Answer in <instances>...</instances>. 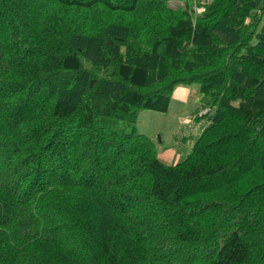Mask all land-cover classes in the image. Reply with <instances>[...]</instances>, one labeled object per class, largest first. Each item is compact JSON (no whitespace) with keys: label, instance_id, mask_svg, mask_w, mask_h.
<instances>
[{"label":"trees","instance_id":"16d2710c","mask_svg":"<svg viewBox=\"0 0 264 264\" xmlns=\"http://www.w3.org/2000/svg\"><path fill=\"white\" fill-rule=\"evenodd\" d=\"M168 1L0 0V264H264V0ZM184 85L165 165L136 121Z\"/></svg>","mask_w":264,"mask_h":264},{"label":"rangeland","instance_id":"374dc122","mask_svg":"<svg viewBox=\"0 0 264 264\" xmlns=\"http://www.w3.org/2000/svg\"><path fill=\"white\" fill-rule=\"evenodd\" d=\"M185 1V0H184ZM170 2V0H169ZM172 5V3H171ZM184 8L194 6L193 1L186 0ZM197 8L202 13L205 6ZM193 17L196 16L193 14ZM189 94L188 101L180 110L174 103L173 94L177 88L173 90L171 96V107L167 113H154L143 111L139 114L136 121V130L139 134L147 136L156 149L157 158L165 165H175L183 161L201 131L208 125L204 118L196 119V109L199 107L198 87L196 85L180 86ZM178 105V104H177ZM106 125L111 127L110 122ZM165 153L175 155L173 160H164L162 156Z\"/></svg>","mask_w":264,"mask_h":264},{"label":"crops","instance_id":"0c3cea01","mask_svg":"<svg viewBox=\"0 0 264 264\" xmlns=\"http://www.w3.org/2000/svg\"><path fill=\"white\" fill-rule=\"evenodd\" d=\"M177 88V87H176ZM188 97H189V94L186 92V90L185 89H183V88H181L180 86H179V88H177L176 89V91L174 92V94H173V98H174V103H176L175 105L178 107V109L180 110V108L182 109V107H183V105L185 104V103H187V99H188ZM178 104V105H177ZM170 107H171V105H170ZM170 109V108H169ZM169 111V110H168ZM202 132V131H201ZM174 157H175V155L174 154H172V153H165L163 156H162V158L164 159V160H166L165 162H167L168 160H173L174 159ZM163 164H164V162H163ZM165 164H167V163H165ZM177 164V163H176Z\"/></svg>","mask_w":264,"mask_h":264},{"label":"built area","instance_id":"2783aa9c","mask_svg":"<svg viewBox=\"0 0 264 264\" xmlns=\"http://www.w3.org/2000/svg\"><path fill=\"white\" fill-rule=\"evenodd\" d=\"M185 1L184 0H170L169 7L173 10L184 9V7H185L184 2ZM191 1H193V4H194V6L192 7V10L197 15V14H200V11H198L199 9L197 8L198 6H196L197 4H199L200 7H202V6H206L210 3H212L214 0H191ZM171 3H172V5H171ZM202 11H204V10H202Z\"/></svg>","mask_w":264,"mask_h":264},{"label":"bare ground","instance_id":"6f19581e","mask_svg":"<svg viewBox=\"0 0 264 264\" xmlns=\"http://www.w3.org/2000/svg\"><path fill=\"white\" fill-rule=\"evenodd\" d=\"M38 166V165H37ZM39 168V167H38ZM52 168V167H51ZM44 173V172H43ZM39 177V176H38ZM78 177H80V176H78ZM47 178V177H46ZM49 178V177H48ZM51 178V177H50ZM70 179V178H69ZM62 182V181H61ZM53 183V182H52ZM59 184V183H58ZM45 185V184H44ZM56 185V184H55ZM48 186V185H47ZM49 186H50V183H49ZM42 187V186H41ZM56 187V186H55ZM65 188V187H64ZM85 188V187H84ZM84 188H82V189H84ZM62 189V188H61ZM56 190V189H55ZM82 191V190H81ZM49 192V191H48ZM55 192V191H54ZM93 192V191H92ZM52 193V192H51ZM51 193H49L50 195H51ZM48 194V195H49ZM54 195V194H53ZM43 196V195H42ZM48 198V197H47ZM55 198V197H54ZM49 200H51V199H49ZM54 201V200H53ZM52 202V201H51ZM54 203V202H53Z\"/></svg>","mask_w":264,"mask_h":264}]
</instances>
